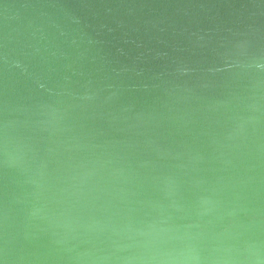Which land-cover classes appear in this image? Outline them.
<instances>
[{
	"label": "water",
	"instance_id": "obj_1",
	"mask_svg": "<svg viewBox=\"0 0 264 264\" xmlns=\"http://www.w3.org/2000/svg\"><path fill=\"white\" fill-rule=\"evenodd\" d=\"M0 264H264V0H0Z\"/></svg>",
	"mask_w": 264,
	"mask_h": 264
}]
</instances>
